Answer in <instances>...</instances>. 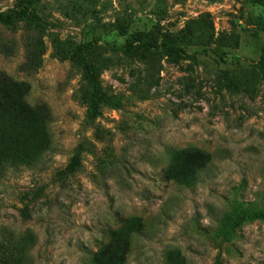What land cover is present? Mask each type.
I'll use <instances>...</instances> for the list:
<instances>
[{
    "label": "rangeland",
    "instance_id": "obj_1",
    "mask_svg": "<svg viewBox=\"0 0 264 264\" xmlns=\"http://www.w3.org/2000/svg\"><path fill=\"white\" fill-rule=\"evenodd\" d=\"M8 153L28 264H264V0H0Z\"/></svg>",
    "mask_w": 264,
    "mask_h": 264
},
{
    "label": "trees",
    "instance_id": "obj_2",
    "mask_svg": "<svg viewBox=\"0 0 264 264\" xmlns=\"http://www.w3.org/2000/svg\"><path fill=\"white\" fill-rule=\"evenodd\" d=\"M20 13L22 15H28L33 18H37L39 20V17L37 16V14L34 11H31L30 9L21 10ZM138 47H141L146 50L163 49L166 52L171 53V54H179L181 56L187 55V52L185 49L172 48L165 43L140 44V46ZM87 48H88V44L81 46V49L83 50H86ZM126 48L128 50H133L136 47L134 44H126ZM231 61L235 62V60H231ZM91 75H92L91 77L95 78L94 72ZM6 141L16 142L15 139H9V140L5 139L4 142ZM11 156L14 157L11 153H8V155L5 156L4 158L0 157V162L1 161L5 162V160L10 158ZM79 165H80V156L77 154L66 169L69 172H74ZM5 170H6V166H1L0 177L4 173ZM28 254L29 253H27V250L25 251L24 246L22 245L21 241L18 242V241H13L11 239L10 240L5 239L0 243V264H28V262H26L29 259Z\"/></svg>",
    "mask_w": 264,
    "mask_h": 264
}]
</instances>
